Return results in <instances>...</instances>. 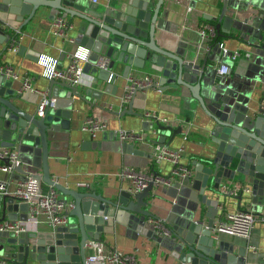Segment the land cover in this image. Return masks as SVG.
I'll use <instances>...</instances> for the list:
<instances>
[{
    "label": "water",
    "instance_id": "1",
    "mask_svg": "<svg viewBox=\"0 0 264 264\" xmlns=\"http://www.w3.org/2000/svg\"><path fill=\"white\" fill-rule=\"evenodd\" d=\"M229 1L224 0L221 14L214 19L219 22L216 32L220 37L229 35L238 22L229 9ZM163 2L158 0L154 6L151 0H118L110 9L89 11L81 0H0V12L16 16L21 22L20 29L34 19L41 7L56 10L63 18L64 14L70 15L76 29V35L70 38L73 53L78 48L87 50L89 58L85 64H94L105 74L101 77L104 80L120 72L129 77L133 68H149L160 89L180 91L185 87L191 91L210 118L204 146L206 156L194 159L188 165L193 174L187 177L192 184L191 199L205 205L207 221L202 215L196 219L191 217L193 215H181L172 222L166 221L170 236L159 235L155 225L149 222L151 218H158L148 199L155 187L154 181L136 194L123 189L117 196L109 198L96 191L69 188L54 179L49 165L50 140L51 128L58 116L60 88L71 89L73 95L91 107L95 106L91 98H100L102 92L87 88L82 93L77 85L50 79L47 96L55 101L49 102L40 114L39 107L29 110L21 106L22 94L13 89V80L0 72V146L18 150L20 162L15 166V173L22 176L20 181H27L29 177L36 179L39 191L43 183H47L74 202L65 225L20 235L0 231V264H87L88 241L104 240L110 232L106 228L110 213L114 215L118 210L128 214L129 227L172 249L171 254L179 264H264V252L251 251L238 240L216 231L228 197L222 192L218 194L224 179L251 186L252 195H261L264 199V102L249 98L232 104L228 95L215 99L212 93L208 95L211 101L207 102L201 90L207 60L204 59L202 64L194 63L175 50L157 44L155 29L161 23L159 14ZM256 37L259 43H245L253 47V52L264 55V35ZM5 41L6 35L1 32L0 43ZM7 49L0 52V57ZM102 60L106 67L99 66ZM147 89L138 88L129 107L114 113L118 116L133 114L135 97ZM159 130L163 131L162 136L153 143L161 147L169 146L163 141L165 135L171 134L173 139L182 133L180 127L173 129L163 124ZM122 149L129 154H145L129 142H123ZM30 166L38 171H31ZM207 189L215 197L210 196ZM243 193L245 195L241 190L238 199L246 198ZM28 209V204L13 194L0 193V222H25L29 218ZM189 212L195 214L194 210Z\"/></svg>",
    "mask_w": 264,
    "mask_h": 264
},
{
    "label": "crops",
    "instance_id": "2",
    "mask_svg": "<svg viewBox=\"0 0 264 264\" xmlns=\"http://www.w3.org/2000/svg\"><path fill=\"white\" fill-rule=\"evenodd\" d=\"M151 1L154 6L158 2ZM116 2L118 0H81V4L89 11H104L112 8ZM223 6L224 0H164L159 14L161 23L155 29L157 44L175 50L194 63L202 64L204 59L207 60L201 79V90L207 102L211 101L208 96L210 93L215 99H220L226 94L232 104L237 101L244 102L249 98L264 102V55L253 52V47L245 43V41L259 43L256 36L264 35V0H230L229 9L238 22L231 29V33L222 36L220 43L211 49L204 42L200 29L205 23L215 25L219 23L214 19L221 14ZM61 15L56 10L41 7L34 19L20 29L21 22L16 16L0 12V19L7 30L19 34L16 39L18 50L14 52L8 48L0 57V65L9 63L20 75H28L37 89L36 92L19 91L20 80L12 81L13 89L22 94L20 104L24 109L40 108L42 102L46 100L50 79L44 73V66L39 63L40 57L56 59L58 67L61 68L69 65L70 54L74 52L70 38L76 35V29L70 15L64 14L71 28L67 37L57 35L53 23ZM6 40L0 43V52L10 44L8 34ZM221 43L228 49L227 55L221 52ZM77 50L86 51L82 48ZM236 52L240 55L234 60L232 54ZM221 65L229 66L230 73L221 75L219 73ZM84 67L86 71L83 82L77 85L79 92L85 93L88 88L101 91L102 96L92 97L91 101L95 106L91 107L79 96L73 95L71 89L60 88L58 116L51 128L50 140L49 165L54 179L75 190H92L113 198L120 190H129L131 181L124 174L127 170L157 172L163 177L171 176L175 164L169 160H157L156 153L163 149L174 151L182 149L181 163L187 166L194 159H203L206 156L204 146L210 118L192 97L188 88H180V91L147 89L135 97L133 114L118 116L114 111L128 108L131 102L130 100L124 103L122 99L129 77L149 73V68H133L129 77H124L120 72L119 75L111 74L108 80H104L101 77L105 74L100 73L94 64L88 62ZM89 116L107 123V129L95 138L83 128ZM162 121L165 122L164 126L182 129V133L173 139L171 134L164 136L163 141L169 144L167 147L153 143L160 135L162 136L163 131L159 130ZM119 128L133 129L146 134V141L133 143L136 148L145 152L144 155L123 151V142L117 134ZM37 169L30 166L31 171H38ZM21 178L18 173L0 171V180L8 181L10 192L16 190ZM225 183L234 186L240 182L236 180L232 183L231 180L224 179L223 184ZM191 185L187 177L175 176L172 185L155 186L148 198L151 202L150 208L158 218L167 222H172L181 215H193L191 217L194 219L202 215V219L207 221L205 205L191 199ZM49 186L43 183L44 189ZM245 187H249L252 192L251 186ZM220 192L221 189L219 195ZM251 192H245L247 196L242 200L238 199L240 192L227 195L225 205L221 209L223 216L219 221L225 219L227 213L239 209L254 212L257 221L250 242L256 246L259 253H263L264 199L261 195H252ZM207 193L215 197L209 189ZM190 210H194L195 214L189 212ZM110 215L108 218L110 223L106 227L110 232L104 237L107 245L117 247L126 253H134L138 258V264H179L171 254L172 249L129 227L126 212L118 210L116 214ZM50 229L51 226L43 219L39 225L31 226L29 230L41 232ZM225 236L238 240L240 245L249 246V240L242 236L227 234Z\"/></svg>",
    "mask_w": 264,
    "mask_h": 264
},
{
    "label": "built area",
    "instance_id": "3",
    "mask_svg": "<svg viewBox=\"0 0 264 264\" xmlns=\"http://www.w3.org/2000/svg\"><path fill=\"white\" fill-rule=\"evenodd\" d=\"M53 26L55 27V33L57 35L65 37H67L68 30L71 28V24L63 17H58L54 21ZM1 32H4L7 36V27L0 19V33ZM200 34L204 39V42H206V45H209L210 41L217 34L215 25L205 23L200 29ZM220 47L223 55H227L228 49L224 46V44L221 43ZM8 48L11 51L16 52L18 50L17 40L11 39ZM239 55L240 53L236 52L232 54V58L235 60L239 57ZM40 58L39 63L44 66V73L49 79L55 78L64 80L71 85H80L84 79V64L88 61L89 52L87 50H77L75 53L70 55L69 65L65 68L58 67L56 59H47L44 56L41 59ZM99 66L106 67V64L102 60L99 62ZM230 71L231 69L227 65H221L219 68V73L221 75L229 74ZM0 72L5 74L7 79L20 80L21 86L19 91H37L33 85L32 79L28 75H20L11 64H1ZM156 81V76L150 72L143 73L142 76H130L122 98L123 102L128 103L132 100L138 88L147 89L149 87H153L160 89L156 86ZM54 101V99L49 100L48 96H46V100L40 105V114H42L45 106L49 102L53 103ZM161 124H165V122L162 121ZM83 128L89 131L92 137L95 138L100 132L107 129V123L101 119L89 116L85 120ZM117 134L121 142L135 143L146 141V134L142 131L119 128L117 129ZM181 151L183 150L174 151L171 149H163L162 151L156 153L158 161L169 160L175 164L173 174L169 177H163L162 175L146 173L143 171L127 170L124 172V174L129 177L131 181L129 191L133 194L143 191L151 181H154L155 186H159L160 184L170 186L172 185V181L175 176L188 177L192 175L193 170H191L189 166L181 163ZM19 162L18 150L16 148L0 146V171L5 173H15V166L18 165ZM8 185V181L0 180V193L13 194L22 202L27 203L29 206V218L25 222H12L10 220L0 222V231L20 235L24 232L30 231L29 229L31 226L39 225L43 219L51 227L67 224L69 220V213L74 208V202L64 196L63 193L54 186H49L47 189H44L42 185L41 191H39L37 180L31 177H29L27 181H19L18 187L14 192H10L8 190ZM241 190L248 193L251 192L249 187L242 186L240 183H235L234 186L224 184L221 187V192L225 195L237 194L241 192ZM256 221L257 217L254 212L239 209L234 212L227 213L226 218L218 222L216 231L227 235H239L244 237L249 240L248 248L255 252L257 251V248L250 242V239ZM149 222L155 225L156 232L159 235L170 236V230L166 226V220L151 218L149 219ZM87 245V264H138V258L134 253H126L119 250L117 247L109 246L104 240L92 239L88 241Z\"/></svg>",
    "mask_w": 264,
    "mask_h": 264
},
{
    "label": "trees",
    "instance_id": "4",
    "mask_svg": "<svg viewBox=\"0 0 264 264\" xmlns=\"http://www.w3.org/2000/svg\"><path fill=\"white\" fill-rule=\"evenodd\" d=\"M212 24L215 25L214 23H212ZM215 27H216V25H215ZM7 34L10 37V42H11V39L16 40V39H18V36H19L18 33H16L15 31H12V30H7ZM221 38L222 37H220V36H218V34H216V36L209 43L210 48L212 49L216 44L220 43Z\"/></svg>",
    "mask_w": 264,
    "mask_h": 264
}]
</instances>
